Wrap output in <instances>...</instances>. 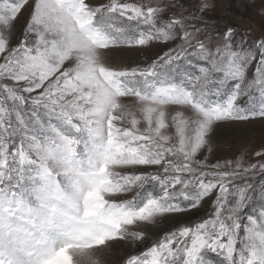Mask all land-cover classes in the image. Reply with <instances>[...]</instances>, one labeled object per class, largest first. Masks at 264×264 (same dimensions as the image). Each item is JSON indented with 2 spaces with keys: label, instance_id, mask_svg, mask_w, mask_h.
<instances>
[{
  "label": "snow or ice",
  "instance_id": "1",
  "mask_svg": "<svg viewBox=\"0 0 264 264\" xmlns=\"http://www.w3.org/2000/svg\"><path fill=\"white\" fill-rule=\"evenodd\" d=\"M217 8L0 0V264H264V137L210 159L264 129V32Z\"/></svg>",
  "mask_w": 264,
  "mask_h": 264
},
{
  "label": "rangeland",
  "instance_id": "2",
  "mask_svg": "<svg viewBox=\"0 0 264 264\" xmlns=\"http://www.w3.org/2000/svg\"><path fill=\"white\" fill-rule=\"evenodd\" d=\"M217 15L227 17L231 22L238 26L241 30H251L253 37L259 36L264 32V0H218ZM159 51L154 47L146 51L123 50L116 51L111 58L115 62L135 61L140 62L146 56H153ZM264 137V129L260 124L254 125H229L223 126L216 130L214 134L215 149L210 159L216 158H235L236 154L244 149L249 142L255 147ZM249 159L251 155L249 154ZM255 207H260V202H255ZM211 205L205 203L201 208L192 209L189 213L184 214L185 220L197 219L204 216L210 211ZM251 210V209H249ZM174 219H165L163 224L157 226H148L149 228H166L175 225ZM127 249L120 246L119 250H110L108 253H102L101 257L108 262H111L119 255H123Z\"/></svg>",
  "mask_w": 264,
  "mask_h": 264
}]
</instances>
